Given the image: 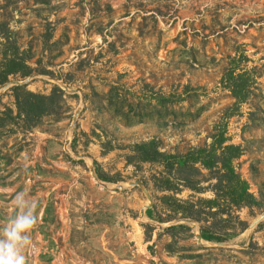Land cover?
Listing matches in <instances>:
<instances>
[{"label": "rangeland", "instance_id": "374dc122", "mask_svg": "<svg viewBox=\"0 0 264 264\" xmlns=\"http://www.w3.org/2000/svg\"><path fill=\"white\" fill-rule=\"evenodd\" d=\"M0 22L29 67L0 86V112L16 115L12 86L2 90L11 81L64 93L34 126L0 118V245L24 264H264V0H0ZM231 59L249 88L225 134L242 148L233 165L259 205L211 214L201 202L198 222L183 216L187 204L215 196L182 187L178 171L167 184L163 167L131 146L154 140L184 153L208 143L235 101L222 82ZM91 167L112 181H95ZM21 216L36 223L9 240ZM178 224L187 228L164 231ZM200 226L237 235L198 242Z\"/></svg>", "mask_w": 264, "mask_h": 264}, {"label": "trees", "instance_id": "16d2710c", "mask_svg": "<svg viewBox=\"0 0 264 264\" xmlns=\"http://www.w3.org/2000/svg\"><path fill=\"white\" fill-rule=\"evenodd\" d=\"M0 47V53L3 58V66H0V86L7 81L10 74L19 73L21 77L27 76L29 67L26 64L24 53L20 51L16 44L12 31L2 22H0ZM234 61V59H231L230 67L222 77V82L235 101L227 108L219 122L214 125V132L209 136L210 141L208 143L203 146L190 147L184 153L161 151L158 143L154 140L135 143L131 146L132 152L140 160L156 163L163 167V172L167 175L165 179L167 184L170 182V174L172 175L173 171H178L181 174L178 180H180L182 187L199 193L206 190L213 192L215 196L213 200L198 199L197 203L187 204L183 216L198 222H201V214L205 212L203 207H199L201 202L211 205L207 207L209 210L207 212H211V214L217 213L222 204L235 209L242 207L252 208L259 205L254 194L249 191L248 183L233 165V162L242 154V148L239 144L229 143V139L225 134L224 120L231 114V112L228 114L227 112H233V110L237 109L239 104L246 98L249 88L247 72L236 73L238 67L234 65ZM10 90L13 92L16 106V115L14 117L21 118L24 124L28 126H34L40 122L42 117L52 114L55 106L62 100L64 95L63 91L57 86L48 95L32 92L26 89L25 84L12 86ZM115 96L118 95L116 94ZM167 100L165 96L157 97L159 103ZM109 103L111 102L109 101ZM9 112H0V118H7L9 121H13L15 118L10 114L8 115ZM1 124L4 125V123ZM71 148L74 149V146L71 145ZM203 170L206 171V174L203 173ZM95 173L101 181H112L108 175L98 171L97 168H95ZM202 183H207V185L203 186L201 185ZM164 188L171 190L169 185ZM212 208H215V210L212 211ZM145 215L150 219L154 218L152 207L145 210ZM236 219L239 224V231H244L247 227V222L238 217ZM143 226L145 234H147V230L152 229L148 224H143ZM186 228L184 224L170 225L164 231L173 237L174 231ZM224 232L225 235L222 236L214 233L209 227L200 226L199 234L201 239L205 241H224L227 236L237 235L236 231ZM147 237L149 240L151 234H147ZM172 245L173 243L167 244L168 252L172 251Z\"/></svg>", "mask_w": 264, "mask_h": 264}, {"label": "clouds", "instance_id": "9594fccd", "mask_svg": "<svg viewBox=\"0 0 264 264\" xmlns=\"http://www.w3.org/2000/svg\"><path fill=\"white\" fill-rule=\"evenodd\" d=\"M35 221L30 216L18 217L14 228L6 235L9 240L19 238V233L31 231L35 225ZM0 264H24L22 257H17L12 244L5 243L0 245Z\"/></svg>", "mask_w": 264, "mask_h": 264}, {"label": "water", "instance_id": "95a60500", "mask_svg": "<svg viewBox=\"0 0 264 264\" xmlns=\"http://www.w3.org/2000/svg\"><path fill=\"white\" fill-rule=\"evenodd\" d=\"M26 81H27V80H24V81H18V80L11 81V82L5 84V85L3 86V88H2V90L7 89V88H9L10 86L22 85V84L26 83ZM61 86H62V88H63L65 91H68V92H71V93H74V92H77V91H78L77 89H76V90H75V89H69V88H68L65 84H63V83L61 84ZM77 115H78V111H75L74 116H73V123H72L73 125H74L75 122H76ZM90 172H91V176L93 177V179H94L95 181H97V182H99L100 184L104 185V183L98 178V176H97V174L95 173L93 167L90 168ZM131 184H132V185H140V186H143V183H142L141 181H139V180L134 181V182L131 183ZM144 192L146 193L147 199H148V201H149V204L145 206V209H147V208H150V207H151V205H152V200H151V197H150L149 193L146 191V189H144ZM183 221H185V222H187V223L192 222L191 219H183ZM258 221H259L258 219L255 220V221H253V223H251V225H250V228L253 227V226H255V225L257 224ZM196 237H197V239H198V242H201L202 239H201V236H200L199 233L196 234Z\"/></svg>", "mask_w": 264, "mask_h": 264}, {"label": "crops", "instance_id": "0c3cea01", "mask_svg": "<svg viewBox=\"0 0 264 264\" xmlns=\"http://www.w3.org/2000/svg\"><path fill=\"white\" fill-rule=\"evenodd\" d=\"M206 191H209V190H206ZM205 192V191H204ZM211 192V191H210ZM213 194V192H211ZM214 195V194H213ZM147 217V216H146ZM148 218V217H147Z\"/></svg>", "mask_w": 264, "mask_h": 264}]
</instances>
